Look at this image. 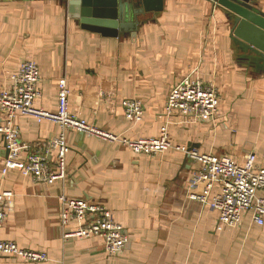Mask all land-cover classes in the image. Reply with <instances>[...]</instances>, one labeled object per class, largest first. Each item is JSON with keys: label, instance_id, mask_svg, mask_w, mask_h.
Returning <instances> with one entry per match:
<instances>
[{"label": "crops", "instance_id": "obj_1", "mask_svg": "<svg viewBox=\"0 0 264 264\" xmlns=\"http://www.w3.org/2000/svg\"><path fill=\"white\" fill-rule=\"evenodd\" d=\"M227 12L212 0H164L163 10L135 30L109 37L83 29L65 0H0V91L32 60L40 69L38 107L57 111L59 81L66 79L70 113L89 123L137 139L159 136L169 120L174 144L240 162L252 151L264 168V57L235 42ZM187 75L217 88L215 123L166 114L169 94ZM133 97L145 105L138 123L126 119L122 105ZM16 123L25 143H44L62 131L30 116ZM66 140L65 179L43 184L17 170L3 174L0 134V190L14 195L0 239L49 257L0 256V264H264V223L247 211L238 225L217 229L218 211L188 195L198 164L186 153L138 156L76 131H67ZM219 190L216 184L213 193ZM63 193L108 207L125 227L123 251L109 255L98 236L65 237L76 225L60 223Z\"/></svg>", "mask_w": 264, "mask_h": 264}, {"label": "built area", "instance_id": "obj_2", "mask_svg": "<svg viewBox=\"0 0 264 264\" xmlns=\"http://www.w3.org/2000/svg\"><path fill=\"white\" fill-rule=\"evenodd\" d=\"M39 80L40 69L37 63L25 60L10 74V85L0 91V134L7 150L2 166L3 174L17 170L31 177L34 182L43 184L65 179L67 155L71 150L66 140L67 131L121 143L138 156L157 155L168 149H176L186 153L198 164L191 173L188 195L218 211L217 229L238 225L247 211L252 212L255 223H264V168L258 166L255 152L247 153L243 162H240L232 157L219 156L212 152L202 153L174 144L170 140L169 120L163 123L157 137L127 138L70 113V89L66 79L59 81L57 111L36 106L35 101L41 96ZM122 105L128 121L138 123L143 120L145 105L141 99L126 98ZM219 107L220 95L217 88L193 75H187L178 82L166 100L168 117L178 113L193 120L215 123ZM18 116L34 117L39 122H55L60 125L61 134L44 143H25L20 138L21 130L16 123ZM216 184L220 190L213 193ZM13 196L12 191L0 190V227L9 215ZM59 200L61 225H76L65 237L86 239L98 236L103 239L109 255L123 251L127 242L125 227L114 219L108 207L85 199L72 198L64 193L59 196ZM0 256L22 257L28 261L49 259L45 252L24 249L14 241L4 239H0Z\"/></svg>", "mask_w": 264, "mask_h": 264}, {"label": "water", "instance_id": "obj_3", "mask_svg": "<svg viewBox=\"0 0 264 264\" xmlns=\"http://www.w3.org/2000/svg\"><path fill=\"white\" fill-rule=\"evenodd\" d=\"M225 8L232 36L243 49L264 57V0H212ZM83 29L117 37L135 30L149 13L163 10L164 0H65Z\"/></svg>", "mask_w": 264, "mask_h": 264}]
</instances>
